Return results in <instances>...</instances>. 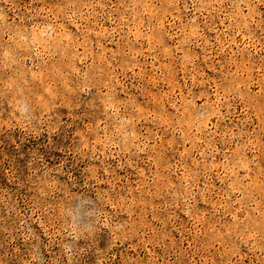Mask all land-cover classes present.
Here are the masks:
<instances>
[{
	"label": "rangeland",
	"instance_id": "obj_1",
	"mask_svg": "<svg viewBox=\"0 0 264 264\" xmlns=\"http://www.w3.org/2000/svg\"><path fill=\"white\" fill-rule=\"evenodd\" d=\"M0 264H264V0H0Z\"/></svg>",
	"mask_w": 264,
	"mask_h": 264
}]
</instances>
